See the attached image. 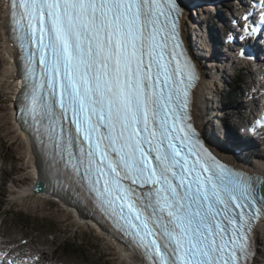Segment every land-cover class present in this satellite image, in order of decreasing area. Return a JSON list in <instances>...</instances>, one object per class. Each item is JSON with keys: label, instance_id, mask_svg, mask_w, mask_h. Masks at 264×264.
I'll return each instance as SVG.
<instances>
[{"label": "snow or ice", "instance_id": "snow-or-ice-1", "mask_svg": "<svg viewBox=\"0 0 264 264\" xmlns=\"http://www.w3.org/2000/svg\"><path fill=\"white\" fill-rule=\"evenodd\" d=\"M6 7L31 81L25 112L51 145L54 177L78 187L147 264H250L264 177L221 164L189 123L198 75L175 0Z\"/></svg>", "mask_w": 264, "mask_h": 264}, {"label": "rangeland", "instance_id": "rangeland-1", "mask_svg": "<svg viewBox=\"0 0 264 264\" xmlns=\"http://www.w3.org/2000/svg\"><path fill=\"white\" fill-rule=\"evenodd\" d=\"M204 14L210 18L215 17L214 9L211 8L205 9ZM188 15L195 23H199L197 10H190ZM209 24H201L199 28L203 41L207 33L210 34L205 31ZM212 32L215 33L213 30ZM196 49L204 55L201 45L197 44ZM3 55L0 49V73L4 69ZM217 67L218 71L209 70L212 85L206 96L210 112L215 103L219 108L224 104L228 97V94H224L228 92L226 84H238L240 88L237 92L242 93L248 87L247 82L250 84L255 76L245 68L238 72L233 69L225 71L216 65ZM4 82L0 77V240L8 247L20 245L23 252L37 253L47 263L121 264L113 245L86 224L78 223L67 209L64 210V206L34 194L30 196L27 192L32 170L28 167L30 164L27 162L25 136L16 126L14 114L7 109L8 95L4 92L10 89ZM239 104L241 99H232L231 106L219 109L223 110V116L229 118V124H232L230 118L236 117L235 108ZM221 122L225 123L227 119ZM222 138L223 136L220 139ZM226 141L227 139L223 142ZM254 264H264V231H260L258 235V253Z\"/></svg>", "mask_w": 264, "mask_h": 264}, {"label": "bare ground", "instance_id": "bare-ground-1", "mask_svg": "<svg viewBox=\"0 0 264 264\" xmlns=\"http://www.w3.org/2000/svg\"><path fill=\"white\" fill-rule=\"evenodd\" d=\"M224 6H218L214 9V11L218 15V20L220 22L221 16L226 13V8H223ZM195 9V8H194ZM200 9L202 11H205L203 6H200ZM5 10L3 9V1L0 0V32L2 30V23L4 22V14ZM189 14V13H188ZM183 15L180 13L179 16V25L182 23V30L185 33L189 43L193 46L191 47V52L196 55V57L202 61L204 64L203 66V77H201L199 80L196 81V84L193 88V105H192V111H193V116H194V124L201 135H205L209 138L211 144L217 148L218 151L222 153L224 158H226L228 161L231 160L236 163H242L246 167L251 168L255 171L257 174H264V156L259 157L256 154H249L246 153V144L242 145L241 142L236 141L233 137L231 136H226L223 133L219 134L222 127L220 125L221 119L220 117L223 115V110L219 109H224L227 108L223 104L222 106H217L215 103L214 109L210 112L208 109L207 105V92L209 90L210 85H212L211 77L209 76V70H219L218 67L216 68V65H218L222 70L225 71H231L233 69L236 71V67L232 66L228 62H226V55L222 54V58L219 57V55L215 54L213 55V58L211 56H204L201 53L198 52L196 49V45H205L203 48V54L207 53L210 49L212 52L214 51V47L212 46L211 43H208L206 41L201 40V34L199 30H196V26L194 23L190 21V15ZM200 25L203 24V22L199 23ZM202 26V25H201ZM234 32V31H233ZM208 36V35H207ZM197 43V44H196ZM4 44V43H3ZM209 46V48H208ZM199 47V46H198ZM202 47V46H201ZM234 48V45L230 47V50ZM1 52L5 55L6 53L9 52L8 49H5L4 47H0ZM200 51V50H199ZM261 52H258V56H260ZM236 55H241V54H236ZM4 69L0 73L1 79L5 80L4 85L10 89V91H5L8 95V107L7 109L9 110V113L14 114V109L12 108V105L14 103L13 97L16 96V91H15V81H16V76H15V66L13 65H8L7 60L4 59ZM246 60H248L246 58ZM209 65V66H208ZM218 73V72H217ZM213 74V73H212ZM220 77V76H219ZM221 79V78H220ZM227 88L234 87L233 92L238 93L237 91L239 90V85L236 83H231V84H226ZM13 94V95H12ZM241 96L242 94L239 93ZM213 107V106H212ZM218 114H221L220 117ZM238 113L235 112V115ZM15 115V114H14ZM212 117V119H211ZM217 120V123H214V120ZM14 120V118H13ZM16 124V121H15ZM19 129V128H18ZM20 130V129H19ZM21 133L25 136V134L21 131ZM219 136V137H217ZM223 136L222 139H220ZM218 139V140H217ZM231 141V142H223L224 140ZM25 147H27V162L30 164L28 167L31 168L32 170V178L30 179L29 183V190L27 189V192L29 193L30 196H39L40 198H45L48 199L53 196L54 193L49 192L48 189V184L50 182H47L48 177L44 175V173L41 171L39 168L38 163L35 161L34 155L31 152V146L27 143V138L25 136ZM248 142V141H245ZM239 150V151H238ZM241 150V151H240ZM252 153L253 150H250ZM2 184V182H1ZM0 184V185H1ZM44 188L43 190L41 188ZM37 188H40L36 190ZM34 194V195H33ZM64 202V210H68L71 215L76 219L78 223H83L84 225L88 226V223H91L95 226L98 227V223L96 219L93 217L89 216L86 213H83L82 209L77 208L73 204L69 203L68 201H63ZM255 240H256V252L255 255L258 253V235L260 231H264V220H258L257 223L255 224ZM89 228V226H88ZM103 234L106 236V240L113 245V248L116 250L114 251L117 259L121 264H145L143 259L137 255L133 251L129 245L126 243L121 242L120 240H117L113 237L112 234H109L106 230L102 229ZM37 256V255H36ZM38 257V256H37ZM40 257V256H39ZM256 260V256L253 257V261L251 264H254ZM7 262H4L2 264H6Z\"/></svg>", "mask_w": 264, "mask_h": 264}, {"label": "trees", "instance_id": "trees-1", "mask_svg": "<svg viewBox=\"0 0 264 264\" xmlns=\"http://www.w3.org/2000/svg\"><path fill=\"white\" fill-rule=\"evenodd\" d=\"M234 87H235V86H233L232 88L228 87V92L224 93V94H228V98L230 97L229 92H230V91L233 92Z\"/></svg>", "mask_w": 264, "mask_h": 264}, {"label": "water", "instance_id": "water-1", "mask_svg": "<svg viewBox=\"0 0 264 264\" xmlns=\"http://www.w3.org/2000/svg\"><path fill=\"white\" fill-rule=\"evenodd\" d=\"M264 177V176H263ZM41 188V187H40ZM40 188H37V189H40ZM42 190L44 189V188H41ZM260 194H264V187H262L261 188V190H260Z\"/></svg>", "mask_w": 264, "mask_h": 264}]
</instances>
